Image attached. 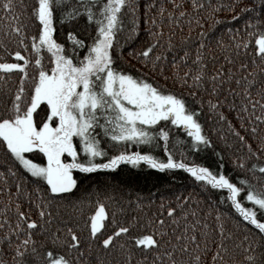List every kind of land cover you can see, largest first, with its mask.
I'll use <instances>...</instances> for the list:
<instances>
[{"label":"snow or ice","instance_id":"1","mask_svg":"<svg viewBox=\"0 0 264 264\" xmlns=\"http://www.w3.org/2000/svg\"><path fill=\"white\" fill-rule=\"evenodd\" d=\"M186 2L145 4V16L156 9L151 41L141 50L129 49L140 65L132 71L118 63L123 61L118 33L126 15L131 25L126 39L138 32L136 0H33L23 23L14 0H0V10L11 13L12 21L0 38V192L8 199L0 209V264H264V134L248 127L264 124V0H250L239 11L235 4ZM222 10L235 15L226 23L214 15ZM204 11L213 16L207 29ZM185 21L188 34L181 36L178 59L186 70L180 71L173 57L168 72L167 57L156 46L166 41V50L175 49V29L183 33ZM232 21L236 27L229 26ZM57 22L68 26L65 43L54 36ZM81 22L94 26L83 37L74 27ZM216 26L221 36L212 31ZM14 76L19 83L13 91ZM177 89H187L191 101ZM205 104L246 148L233 160L234 168L245 172L238 180L184 162L183 152L181 159L174 158L176 145L186 144L193 151L212 149L223 160L200 121ZM226 112L234 113L239 128ZM180 133L186 134L184 140ZM101 136L115 154L109 156ZM160 142L166 160L119 149L121 143L161 147ZM97 157L108 158L97 162ZM122 161L183 169L205 190H216L227 211L209 208L201 218L191 203L200 201L191 194L182 201L177 197L175 204L161 198L155 210L154 201L140 195L128 200L99 193L95 200L76 196L75 172L116 169ZM62 208L71 209V215Z\"/></svg>","mask_w":264,"mask_h":264},{"label":"trees","instance_id":"2","mask_svg":"<svg viewBox=\"0 0 264 264\" xmlns=\"http://www.w3.org/2000/svg\"><path fill=\"white\" fill-rule=\"evenodd\" d=\"M16 4V13L20 14V23H23L27 20V13L30 12L31 6L33 4V0H14ZM139 4V9L137 12L138 18V32L134 35V37L130 40L126 39L128 36V28L131 26L128 16H124V31L118 33V38L120 44L122 46L123 51V61H118V63L124 67L126 70L135 71L140 68V65L137 61L129 56L128 51L129 49L132 50H141L142 48L146 47L148 43H150L151 38L148 35V32L151 28V19L154 16L156 9L152 8L147 12V16H145V4L151 3L152 0H136ZM161 0H155V3L159 4ZM205 5L209 3L217 4V5H229L232 4L236 5V11L240 10L244 4L250 2V0H203ZM186 6L187 2L185 0ZM24 5V8L20 6ZM166 7L169 10H172L170 6L166 3ZM203 16H207L208 19L202 21L205 24V28L213 22V16L209 15L207 11L201 13ZM228 22V18L235 15V12L232 11H219L214 14ZM147 19L148 23H145ZM159 21V17H157ZM12 23L11 21V13L5 14L3 10H0V38L3 35V28ZM243 22H240V27H242ZM231 27H236V21H232L229 25ZM29 27L30 21H29ZM76 31L79 33L81 37L86 36L90 31L93 29H89L85 27L83 22L74 26ZM68 29L67 25L61 26L59 22L56 24V31L54 33L55 38L58 42L65 43L67 40L66 31ZM164 30L165 32H169L170 29L167 24V20L165 18L164 21ZM176 35L173 38L174 43H176L177 47L175 49L166 50V41H163L162 45L156 46L157 53H163L164 56L167 57L165 60V67L168 72L172 71L171 61L173 57L177 58V63L181 64L180 71L186 70L179 61V56L183 55V51L180 50L182 47L180 44L181 36L188 34L187 24L185 21L184 31L181 33L180 29L177 27L175 29ZM212 31L217 36L222 35V29L220 26H216L212 29ZM94 34V32H93ZM198 34V29L194 30L192 39L195 41L196 35ZM223 39L227 43L228 35L223 34ZM13 48L16 46L13 45ZM213 49L215 50V44L212 45ZM191 52L195 53L194 45H190ZM85 50L80 51V55H83ZM8 59V57H5ZM212 68V64L209 63V69ZM163 83V80L160 77H156ZM19 81L16 76L13 77L12 81H9V87L15 90L16 84ZM27 83L25 87L27 88ZM169 86H171V82H169ZM3 88V82H0V89ZM178 91H183L185 93L186 98L191 101V97L187 95V89H177ZM205 99L207 97L205 96ZM3 106V97H0V108ZM227 106L225 105L222 110H226ZM251 112L252 110L249 109ZM257 114H259V109L256 110ZM228 118L232 120V123L239 128V122L235 119L234 113L226 112ZM245 120H248V117L245 116ZM200 121L204 127L205 132H207L213 141V144L216 146L218 151L223 152V160L221 161L214 153L212 149H208L207 151L201 150H190L187 148L185 144L183 148L181 145H176V149H174V158L181 159V152H183L186 160L184 162L187 163H199L206 167H210L213 171L216 172H223L227 174L229 177L234 179H239L245 175L243 169L234 168L233 160L236 157L241 156L244 152H246V148L242 149V146L238 139L233 135L225 121H220L214 113L208 111L207 104L204 105L203 110L200 113ZM257 127L258 131L256 133L257 136L264 134L261 132L260 129H264V124H260L257 122L256 124H249L248 127ZM215 129L216 131H212ZM224 136V140L219 138L220 135ZM241 134L246 135L242 130ZM186 134L180 133L181 140H184ZM100 139L102 140V147H106L109 151V156L115 154L116 150H113L109 142L107 141L106 137L101 136ZM161 143V147H156L154 144L152 146L146 144L137 145L135 143L131 144H124L121 143L119 146L120 150H124L129 153L135 152H149L150 154L154 155L160 160H166L167 156L163 150V142ZM225 143L231 144V148H226ZM259 141H255L254 146L258 145ZM171 148V143L169 144ZM108 157H97V162H103L104 159ZM37 159V157L35 158ZM260 159L264 161V154L261 155ZM2 170V169H0ZM75 175L78 178V182L80 185V190L76 193L77 197H83L85 200L92 199L95 200L97 198V193H99L100 197L103 198L105 195H112L117 199L123 198L124 200L134 199L137 195H140L145 198V200H153L154 204L152 205L153 210H155L161 202V198H163L167 202H171L173 204L176 203V198L179 197L180 200H183L184 196L191 194L192 196L196 197L197 200L200 201L199 205L192 201V206L198 208L199 215L201 218L203 215L209 210V208H219L222 211H227V208L218 203L220 196L217 194L216 190H205L196 182L193 177L183 169H153L149 165L144 162H140L139 165H132L127 162L122 161L116 169H105V170H97L96 172L89 173V174H82L78 171L75 172ZM14 183L11 178H9V184ZM12 193H15V189H11ZM226 195V193H225ZM8 203L7 194L4 192H0V209L4 207L5 204ZM22 210L27 211V202L22 201ZM61 212L64 215H71V209H61ZM3 222V214L0 213V223ZM212 222V217H209V223ZM229 227H231V223H229ZM234 230V229H233ZM235 231V230H234ZM238 236L240 234H237Z\"/></svg>","mask_w":264,"mask_h":264},{"label":"rangeland","instance_id":"3","mask_svg":"<svg viewBox=\"0 0 264 264\" xmlns=\"http://www.w3.org/2000/svg\"><path fill=\"white\" fill-rule=\"evenodd\" d=\"M36 157H37V159H36L37 162H43V160H42V158L40 156H36Z\"/></svg>","mask_w":264,"mask_h":264}]
</instances>
